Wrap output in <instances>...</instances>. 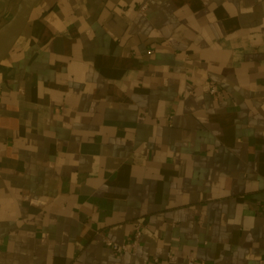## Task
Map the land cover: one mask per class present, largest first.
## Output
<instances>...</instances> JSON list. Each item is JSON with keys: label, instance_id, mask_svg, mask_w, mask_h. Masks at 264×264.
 <instances>
[{"label": "crops", "instance_id": "obj_1", "mask_svg": "<svg viewBox=\"0 0 264 264\" xmlns=\"http://www.w3.org/2000/svg\"><path fill=\"white\" fill-rule=\"evenodd\" d=\"M189 256L264 264V0H41L0 65V264Z\"/></svg>", "mask_w": 264, "mask_h": 264}, {"label": "water", "instance_id": "obj_2", "mask_svg": "<svg viewBox=\"0 0 264 264\" xmlns=\"http://www.w3.org/2000/svg\"><path fill=\"white\" fill-rule=\"evenodd\" d=\"M13 0H5L0 18H3L9 10V5ZM41 0H18L17 8L5 24L0 27V65L11 53L20 37L25 32L32 13Z\"/></svg>", "mask_w": 264, "mask_h": 264}, {"label": "built area", "instance_id": "obj_3", "mask_svg": "<svg viewBox=\"0 0 264 264\" xmlns=\"http://www.w3.org/2000/svg\"><path fill=\"white\" fill-rule=\"evenodd\" d=\"M145 10V7L142 8V11ZM209 93L212 96H218L220 94V88L218 85H212L209 89ZM143 223H138L135 227L134 233L132 235V238L130 239L129 243H118L115 242L107 237H103V243L112 249L117 254H125L128 253L134 257L138 255V250L140 246V241L142 238V231H143ZM145 262H148L146 260ZM152 262L154 264H160V259L154 258L152 259ZM188 264H204L203 262L198 261L195 257L189 256L188 257Z\"/></svg>", "mask_w": 264, "mask_h": 264}, {"label": "rangeland", "instance_id": "obj_4", "mask_svg": "<svg viewBox=\"0 0 264 264\" xmlns=\"http://www.w3.org/2000/svg\"><path fill=\"white\" fill-rule=\"evenodd\" d=\"M2 1V2H1ZM0 1V11L3 8V0ZM18 5V0H13L9 5L8 13H13ZM4 22V18H0V25Z\"/></svg>", "mask_w": 264, "mask_h": 264}, {"label": "trees", "instance_id": "obj_5", "mask_svg": "<svg viewBox=\"0 0 264 264\" xmlns=\"http://www.w3.org/2000/svg\"><path fill=\"white\" fill-rule=\"evenodd\" d=\"M1 1V0H0ZM2 2V1H1ZM4 3H5V0H3V7H4ZM17 8V7H16ZM2 10H3V8H2ZM1 10V11H2ZM16 10V9H15ZM0 11V12H1ZM15 12V11H14ZM14 12L13 13H7L3 18H4V22L0 25V27L3 25V24H5L8 20H10L11 19V17L13 16V14H14Z\"/></svg>", "mask_w": 264, "mask_h": 264}]
</instances>
